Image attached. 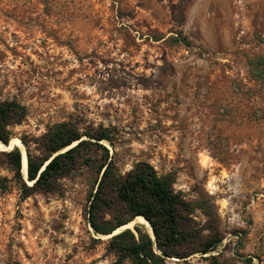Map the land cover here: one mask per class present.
I'll return each instance as SVG.
<instances>
[{
    "label": "rangeland",
    "instance_id": "1",
    "mask_svg": "<svg viewBox=\"0 0 264 264\" xmlns=\"http://www.w3.org/2000/svg\"><path fill=\"white\" fill-rule=\"evenodd\" d=\"M259 54L264 0H0V99L29 109L14 137L69 119L116 128L104 143L120 170L149 161L188 198L215 201L225 239L210 253L231 264H264V84L248 63ZM95 176L65 178L64 195L0 189V264H114L87 217Z\"/></svg>",
    "mask_w": 264,
    "mask_h": 264
},
{
    "label": "trees",
    "instance_id": "2",
    "mask_svg": "<svg viewBox=\"0 0 264 264\" xmlns=\"http://www.w3.org/2000/svg\"><path fill=\"white\" fill-rule=\"evenodd\" d=\"M170 38L175 43H190L185 36ZM248 63L251 78L264 84V54L249 58ZM28 114L27 105L20 100L0 99V141L10 144L14 126L22 124ZM115 138L114 127H82L73 119L50 124L34 138L22 136L29 180L22 171L21 148H0V168L12 173V178L0 176V189L9 190V181L14 180L22 199L38 193L64 195L63 180L88 168L96 173L87 207L96 234H112L137 216H144L153 228L155 237L136 224V231L126 228L108 238L107 250L115 256L114 264H169L173 257L186 259L218 249L225 235L215 201L208 196L188 198L175 188V172L160 173L149 161L120 170L104 143L115 144ZM219 255L205 257L210 264H231ZM242 260L254 264L252 257Z\"/></svg>",
    "mask_w": 264,
    "mask_h": 264
},
{
    "label": "bare ground",
    "instance_id": "3",
    "mask_svg": "<svg viewBox=\"0 0 264 264\" xmlns=\"http://www.w3.org/2000/svg\"><path fill=\"white\" fill-rule=\"evenodd\" d=\"M14 146H20L22 151H23V168H22V170H23L24 175L26 176V174L28 172V157H27L26 147H25L24 143L22 142V140L19 137H13L11 139L10 146H6L5 144H3L0 141V148H2V149H4V148L10 149ZM138 223L146 226L148 228V230L152 233L150 223L144 218V216H137L134 221L129 222L128 224L118 228L117 230H115V232H118L119 230L126 228V227H133L135 224H138ZM102 236H107V235H102Z\"/></svg>",
    "mask_w": 264,
    "mask_h": 264
},
{
    "label": "water",
    "instance_id": "4",
    "mask_svg": "<svg viewBox=\"0 0 264 264\" xmlns=\"http://www.w3.org/2000/svg\"><path fill=\"white\" fill-rule=\"evenodd\" d=\"M2 143H3V142H2ZM3 144H5V143H3ZM5 145H6V146H10V144H8V145L5 144ZM19 147H20V146H19ZM12 148H13V147H12ZM12 148H10V149H12ZM20 148H21V147H20ZM21 150H22V149H21ZM22 171H23V170H22ZM23 174H24V173H23ZM25 177L28 179V172H27V174H26ZM28 180H29V179H28ZM144 218H145V217H144ZM135 219H136V217H135L132 221H134ZM145 219H146V218H145ZM146 220H147V219H146ZM132 221H131V222H132ZM147 221H148V220H147ZM148 222H149V221H148ZM149 223H150V222H149ZM127 224H128V223H127ZM125 225H126V224H125ZM135 225H136V224H135ZM135 225H134V226H135ZM123 226H124V225H123ZM134 226H133V227H126V228H131L133 231H136ZM150 226H151V224H150ZM121 227H122V226H121ZM126 228H123V229L119 230L118 232H115V231H114L112 234H107V236H105V237L110 238V237L113 236L114 234H117V233L123 231V230L126 229ZM151 231H152V233H151V232H150V233L153 235V237H155V236H154V232H153V228H152V226H151ZM101 236H102V235H101ZM172 259H173V260H179V258H177V257H173Z\"/></svg>",
    "mask_w": 264,
    "mask_h": 264
}]
</instances>
